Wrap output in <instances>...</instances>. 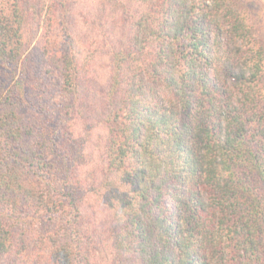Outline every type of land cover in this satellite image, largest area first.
<instances>
[{
    "label": "trees",
    "instance_id": "1",
    "mask_svg": "<svg viewBox=\"0 0 264 264\" xmlns=\"http://www.w3.org/2000/svg\"><path fill=\"white\" fill-rule=\"evenodd\" d=\"M252 7L0 0V264H264Z\"/></svg>",
    "mask_w": 264,
    "mask_h": 264
},
{
    "label": "rangeland",
    "instance_id": "2",
    "mask_svg": "<svg viewBox=\"0 0 264 264\" xmlns=\"http://www.w3.org/2000/svg\"><path fill=\"white\" fill-rule=\"evenodd\" d=\"M252 1H253V7L251 9L250 15L253 17L252 20L256 25V30L258 31V35L260 39L264 42V0H252ZM32 44L33 45H31L29 49L32 52H34L36 47L34 46L35 42ZM93 150H96V148Z\"/></svg>",
    "mask_w": 264,
    "mask_h": 264
}]
</instances>
